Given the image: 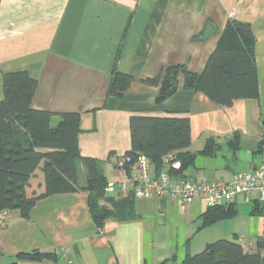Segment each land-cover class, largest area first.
Segmentation results:
<instances>
[{"label": "crops", "instance_id": "1", "mask_svg": "<svg viewBox=\"0 0 264 264\" xmlns=\"http://www.w3.org/2000/svg\"><path fill=\"white\" fill-rule=\"evenodd\" d=\"M250 22L256 39L259 96L221 106L200 91L179 89L157 102L159 87L142 82L163 67L185 63L201 72L229 20ZM114 66L135 80L120 99L109 94ZM27 70L37 78L35 109L80 112L78 144L82 156L98 159L108 181L121 172L116 158L132 148L133 115L189 117L190 150L203 149L207 139L220 143L216 156L188 169L192 179L230 180L264 160V0H0V100L4 73ZM241 134L234 151L229 140ZM81 181H86L80 164ZM45 189L38 167L27 188L29 197ZM254 197L239 196L232 218L199 228L207 205L201 199L182 205L170 196L136 198L139 218L110 219L102 231L94 223L88 192L58 193L39 199L29 217L8 210L0 227V264H51L18 260L21 252H57L56 264H159L202 251L207 243L226 238L250 252L263 242L264 216L252 214ZM170 222L180 224L173 244L161 236ZM180 240V241H179ZM183 250L181 259L178 249Z\"/></svg>", "mask_w": 264, "mask_h": 264}, {"label": "trees", "instance_id": "2", "mask_svg": "<svg viewBox=\"0 0 264 264\" xmlns=\"http://www.w3.org/2000/svg\"><path fill=\"white\" fill-rule=\"evenodd\" d=\"M256 39L250 22L229 18L215 50L201 72L190 70L185 63L163 67L152 78L141 81L159 87L157 102H162L180 87L179 76L184 75L185 89L200 91L221 106H230L235 100L259 96L258 69L255 54ZM4 98L0 100V214L19 210L29 217L36 202L44 197L77 191L88 192L91 217L100 231L110 219L128 221L139 218L136 199L117 197L106 190L108 180L98 159L82 156L78 144L80 112H61V120L52 125L54 113L35 109L32 101L38 86L37 78L27 70L4 73ZM135 78L120 72L114 66L109 94L120 99ZM264 143V114L262 116ZM132 148L125 154L135 160L144 154L158 173L165 169L164 157L171 155L173 175L187 177V171L196 165L198 156H216L220 143L211 137L203 149L190 150L192 144L189 117H155L133 115L130 120ZM241 134L234 132L230 147L240 148ZM179 162V167L173 164ZM80 164L85 168L86 181H81ZM45 173L44 191L29 197L27 188L38 167ZM233 203L208 206L200 216L199 228L237 215ZM252 214L264 216V203L257 201ZM18 260L49 262L60 261L57 252L35 249L21 252ZM10 264H18L15 261ZM159 264H264L263 242L259 241L254 252L247 251L237 241L221 238L207 243L197 253H188L182 260L171 257Z\"/></svg>", "mask_w": 264, "mask_h": 264}, {"label": "built area", "instance_id": "3", "mask_svg": "<svg viewBox=\"0 0 264 264\" xmlns=\"http://www.w3.org/2000/svg\"><path fill=\"white\" fill-rule=\"evenodd\" d=\"M171 155L164 157L165 169L156 172L149 158L140 154L133 160L121 154L116 158L120 178L108 181L106 190L117 197L150 198L170 196L182 205L201 199L207 206L228 205L239 196L254 197L264 203V160L259 165L236 172L232 179H192L173 175L167 168L171 166ZM179 167V162L173 164ZM5 214H0V227L5 225Z\"/></svg>", "mask_w": 264, "mask_h": 264}, {"label": "rangeland", "instance_id": "4", "mask_svg": "<svg viewBox=\"0 0 264 264\" xmlns=\"http://www.w3.org/2000/svg\"><path fill=\"white\" fill-rule=\"evenodd\" d=\"M206 159H207L206 156H201V155L198 156L197 165H202L204 163V160H206ZM179 225H180L179 223L175 224L174 222L173 223L170 222L167 225L163 226V228L161 229V232H160L161 236L165 237V240H168L170 244L171 243L173 244V241L177 242V239H179L178 234L180 233V229H181V226H179ZM178 251H179V255L182 259L183 258L182 255H184L183 254L184 252L181 248H179Z\"/></svg>", "mask_w": 264, "mask_h": 264}]
</instances>
